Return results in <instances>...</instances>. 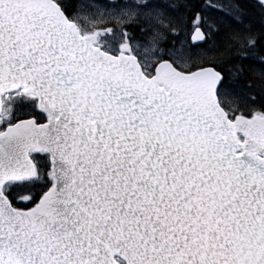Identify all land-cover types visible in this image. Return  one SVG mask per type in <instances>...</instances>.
<instances>
[{"label":"snow or ice","instance_id":"1","mask_svg":"<svg viewBox=\"0 0 264 264\" xmlns=\"http://www.w3.org/2000/svg\"><path fill=\"white\" fill-rule=\"evenodd\" d=\"M0 264H264V0H0Z\"/></svg>","mask_w":264,"mask_h":264}]
</instances>
